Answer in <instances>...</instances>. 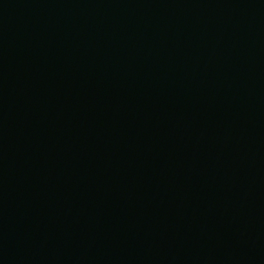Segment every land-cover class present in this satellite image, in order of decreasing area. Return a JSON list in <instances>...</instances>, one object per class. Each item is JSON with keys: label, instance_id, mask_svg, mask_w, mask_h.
Returning a JSON list of instances; mask_svg holds the SVG:
<instances>
[{"label": "water", "instance_id": "95a60500", "mask_svg": "<svg viewBox=\"0 0 264 264\" xmlns=\"http://www.w3.org/2000/svg\"><path fill=\"white\" fill-rule=\"evenodd\" d=\"M0 264H264V0H0Z\"/></svg>", "mask_w": 264, "mask_h": 264}]
</instances>
